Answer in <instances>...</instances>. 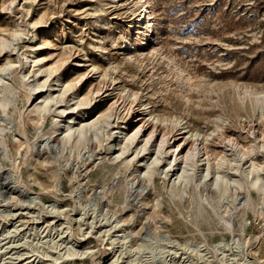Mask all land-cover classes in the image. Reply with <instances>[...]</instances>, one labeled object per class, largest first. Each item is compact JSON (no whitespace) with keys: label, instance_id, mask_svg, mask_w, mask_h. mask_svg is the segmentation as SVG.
Returning <instances> with one entry per match:
<instances>
[{"label":"rangeland","instance_id":"1","mask_svg":"<svg viewBox=\"0 0 264 264\" xmlns=\"http://www.w3.org/2000/svg\"><path fill=\"white\" fill-rule=\"evenodd\" d=\"M134 1L0 0V212L18 213L0 217V234L20 225L12 254L22 257L13 263L110 261L116 245L105 233L98 237L99 223L90 226L95 199L123 221L133 247L157 228L181 243H205L213 258L187 253L194 264H222L212 247L234 239L244 244L233 250L238 259L246 254L264 264V0H149V37L134 28L128 11ZM102 114L111 117L85 134L87 146L62 140L68 124L76 136ZM125 128L118 138L115 133ZM135 132L138 137L129 141ZM193 139L205 160L187 167L182 194L174 188L182 165L170 147L179 145L182 156ZM27 144L33 150L25 159ZM144 170L146 182L138 177ZM17 174L20 186L12 182ZM200 176H206L203 192L194 185ZM221 187L228 188L222 196ZM28 197L39 201L31 207L17 203ZM54 203L63 215L50 211ZM78 203L88 214L81 226L75 222L84 212ZM63 219L72 226L66 223L63 235L72 231L76 249L88 252L55 262L66 250L62 241L55 240L57 249L27 232ZM123 251L118 264L174 260L158 250L135 256ZM5 257L9 262L10 254Z\"/></svg>","mask_w":264,"mask_h":264},{"label":"bare ground","instance_id":"2","mask_svg":"<svg viewBox=\"0 0 264 264\" xmlns=\"http://www.w3.org/2000/svg\"><path fill=\"white\" fill-rule=\"evenodd\" d=\"M130 0H124V5H128V2ZM128 11L133 15L134 19H135V27L136 29H140V35L144 36V37H149L152 33V29H153V25H154V18H153V15H152V12H151V3L149 0H136L134 1V4L133 6H129L128 8ZM141 16H143L141 18ZM21 90V89H20ZM262 93V92H261ZM31 96L29 95V98L30 99ZM261 101H264V94L261 96ZM51 101V100H50ZM2 102H0V106H1ZM4 105V104H3ZM93 108H96V106L93 105ZM37 110H38V107L34 108V110H32V114H35L37 113ZM99 113V111H98ZM89 115V114H88ZM111 115L110 114H102L101 116L97 117L96 119H93L89 122H87L86 124H83L77 135L75 136L74 134L76 133H73L74 130L71 126H68L67 125V128L63 131L66 132V135L64 136V138L62 139L64 142H73L75 143L76 146H79V145H86V141H88L85 137V134L89 131V130H93L94 133H96V130H99L97 129L98 127V123L100 122L101 119H104V118H110ZM40 118V117H39ZM120 117H118L119 119ZM41 119V118H40ZM105 121V120H104ZM171 121V120H170ZM72 123V122H71ZM101 123V122H100ZM170 123V122H169ZM21 124V123H20ZM23 126V124H22ZM176 127V126H175ZM95 129V130H94ZM57 131V130H55ZM139 131V130H138ZM189 131V130H188ZM126 132V128L124 130H120V131H117L115 134H118V138L122 137V135ZM187 132V131H186ZM127 134V133H125ZM183 134V133H182ZM186 134V133H185ZM87 135V134H86ZM193 136V134H191ZM125 136V135H124ZM123 136V137H124ZM138 137V132H135L133 135L129 136V141H135V139ZM82 138H85L84 140ZM127 137H124L125 140ZM152 138H155L153 135H152ZM152 138H148L144 141V144H149L151 142V139ZM83 140V141H82ZM124 140V141H125ZM163 140V139H162ZM61 141V139H60ZM59 141V142H60ZM165 141V140H164ZM162 142V143H158V148H160L161 146L163 147V145H165V142ZM57 142V141H56ZM59 142L57 144H59ZM190 147L189 149L187 150V152L180 156V153H177L178 151V146H174V147H170V150L171 152L173 153L174 155V158L176 161H180L181 165H182V174L181 175H178V180L179 182L176 183L175 185V189L177 190V192H182V194H185L186 191H187V186L188 184H186V182L188 181V175H189V170L187 169V167L189 166H201V163L205 160L203 159V156L201 155V148H200V144L198 143V139H193L192 141H190ZM236 145V144H235ZM44 146V145H43ZM87 146V145H86ZM54 147H55V144H54ZM57 147V146H56ZM33 147L29 144H27V149L28 151L26 152V155H25V159L27 158V154L30 153L33 149ZM44 149V148H43ZM34 152V151H33ZM39 152V150H38ZM32 153V152H31ZM35 155L33 156H37L38 154L34 153ZM207 160V163L210 167V160L209 158H206ZM223 162V158H221L220 162L217 163V167H222L221 164ZM143 163V162H142ZM206 163V164H207ZM149 170V168H148ZM148 170H144V171H141V173L139 174L140 176L139 179H141L142 182L145 181V177H146V174L148 172ZM218 172V171H217ZM218 175V174H217ZM137 177V178H138ZM194 177H195V174H194ZM206 176H200L199 179L196 180V183H194V185L196 184L197 186V189L200 188V192H203L205 189L201 188L200 185L201 183H203L204 181V178ZM193 178V177H192ZM224 178V176H223ZM22 181V180H21ZM21 181H20V175L17 174L14 178H13V181L14 184H16V186H20L19 184H21ZM140 182V181H139ZM146 182V181H145ZM181 182V183H180ZM18 184V185H17ZM111 186V185H110ZM25 188V187H24ZM231 188V186H230ZM234 188V187H233ZM213 189V188H212ZM211 188L209 189V194L210 196H215L216 194V191L212 190ZM198 191V190H197ZM228 191V188L227 187H221L219 189V193L220 195L222 196L223 194L227 193ZM137 193V192H136ZM134 193V195L136 194ZM199 196V194H198ZM29 198V197H28ZM26 199V200H21L18 201L17 203L21 204V205H25L27 204L29 207H31L32 205H36L37 204V201H39V198L37 197H33V198H29V199ZM210 198V197H209ZM215 198V197H214ZM234 198V197H233ZM5 200V198H4ZM77 200V199H76ZM215 200V199H214ZM6 201V200H5ZM205 201V200H204ZM245 202V201H244ZM243 202V203H244ZM7 203V201H6ZM9 203V202H8ZM91 203V206L92 207V221L90 222V226L93 227L92 229H96V225L97 223L100 224V227L99 229L96 231V234L98 235V237H101V234L102 233H105L106 236H110V240L112 241V243L114 245H116L115 247L113 246L111 249L113 251V258L110 260V261H107L106 264H118V261H120V256L118 255V253L122 254L124 251V249H127L128 250V253H133L132 255H134V253L138 254V253H142L144 252L145 250H149V251H154V250H158L159 253L161 254H165V253H168V254H173L174 255V260L172 262V264H194L192 261H190L188 258H190L191 256H185L187 253L188 254H196L198 257L197 258H200L203 259V260H208L209 258H213V256H210V251L208 250V247L205 243L203 242H199V243H196V242H190V241H184V242H180L179 240H176V239H173V237L171 236V234L169 232H164L163 230L162 231H158L157 228H156V231L154 233H149L147 234L144 239H142V241L136 246V247H133L131 245H128L131 240H130V235L128 232H126L125 230L121 229V227L123 226V221L120 220V218H116L115 217V214L114 215H108V209L106 208V210L104 209V207H102L101 209L99 208V203L98 201H95V199L93 201L90 202ZM81 207V211H84V212H78L79 213V216L77 219H75V222L76 224H78L79 226H81V222L85 221L86 220V217L85 215H88L87 212L85 211V207H83L81 204L82 203H78ZM89 204V203H88ZM241 204V203H239ZM1 205V204H0ZM18 205V204H17ZM102 205V204H101ZM208 205V204H207ZM27 206V207H28ZM90 206V207H91ZM242 206V205H241ZM48 207V205H47ZM88 208V207H87ZM211 209V208H210ZM89 210V208H88ZM87 210V211H88ZM212 210V209H211ZM52 213H63V211H59L54 204H52L51 206V210H50ZM75 211V210H74ZM106 211V212H105ZM213 211V210H212ZM104 212V213H103ZM26 213V212H25ZM202 212L199 211V214H201ZM18 214V213H17ZM15 213H13L11 210H5V211H1L0 212V217H4V218H11L12 216H15L17 215ZM21 214V213H20ZM60 214V215H61ZM91 214V213H90ZM217 214V213H216ZM63 215V214H62ZM91 215V216H92ZM69 217V216H68ZM67 218V217H65ZM90 217L87 219L89 220ZM64 220V221H63ZM62 221H53L50 224H47L46 226H35V227H32L27 233H29V235H36L38 236V239H47L48 242L50 243V241L54 244H57L55 241L56 239H58V242L62 241L61 246H64L65 245V252L63 253V255H57L53 258V261L57 262L59 259H62V258H65V259H68V260H75L77 257H82L84 256L85 254H87L88 251H85L84 250H77L75 245L72 243L73 241V232L70 231V234H68L66 237L64 236L66 233L65 231H62L63 228H64V225L67 223L69 225L68 228L72 229V226L70 227V223L68 221H65V219H63ZM68 220V219H67ZM60 222V223H59ZM221 223L222 225L224 226V229L229 232L230 234L234 231V229L231 228V222H229L228 219H225L224 217L221 219ZM98 224V225H99ZM103 224V226L101 225ZM195 226V225H194ZM105 229V230H104ZM20 225H17V224H14L12 226V228H8L6 231H4L2 234H0V263L1 264H12L13 263V260L16 259V258H21L22 255L21 254H18L16 253V258H14L15 256H13L14 254H12V250L14 249V246H15V236L17 233H19L20 231ZM54 231V233H57V236L54 237V236H50V232ZM201 231V230H200ZM91 233V231H88V234ZM202 233V232H201ZM50 234V235H49ZM64 234V235H63ZM24 235H26L24 233ZM54 235V234H53ZM12 236H14V238H12ZM28 236V234H27ZM25 236V237H27ZM35 236V237H36ZM24 237V236H23ZM40 237V238H39ZM142 237V236H141ZM28 238V237H27ZM235 238V237H234ZM9 239L6 243L4 242V244L2 243L3 241ZM34 239V238H33ZM23 240V239H21ZM25 240V239H24ZM18 241V240H17ZM30 241V240H28ZM138 241V240H137ZM34 242V241H33ZM45 242V241H44ZM23 243V242H22ZM47 243V242H45ZM30 244V243H29ZM40 244V242H39ZM64 244V245H63ZM36 245V244H35ZM38 245V244H37ZM48 245V244H47ZM120 245V246H118ZM49 246V245H48ZM19 247V246H18ZM35 247V246H34ZM38 247V246H37ZM42 248V246H40ZM52 251L53 248L52 246H50ZM49 247V249H50ZM55 247V245L53 246ZM57 249H58V244H57ZM30 248V247H29ZM44 248H45V245H44ZM244 248V244L241 243V241L239 239H234L233 240V243L232 245L228 244L227 242H217L213 245L212 247V251H214V253L216 255H220L221 257L218 258V260H220V262L222 264H255V262L253 261H249L247 260L248 258H246V254L243 255V261L238 259L237 258V255H234L233 254V250L236 249L237 251L238 250H242ZM47 249V248H46ZM45 249V250H46ZM48 249V250H49ZM50 249V250H51ZM56 249V250H57ZM120 249V250H119ZM36 250V249H34ZM33 250V252H34ZM40 250V249H38ZM43 249H41L40 251H42ZM49 250V251H50ZM180 250H183L185 252H181L179 253ZM126 251V250H125ZM157 251V252H158ZM232 253H229L231 252ZM32 252V250H31ZM51 252V251H50ZM148 252V251H147ZM41 253V252H40ZM53 253V252H52ZM158 253V254H159ZM244 253V252H243ZM10 254V257H7L9 258V262L5 263L6 261V257L3 259L2 257L4 256H8ZM39 254V253H38ZM43 255V257H52L49 252L47 251H43V253H41ZM58 254V253H57ZM125 253H123L124 255ZM153 254V253H151ZM157 254V253H155ZM160 254V255H161ZM53 255V254H52ZM182 255H184L183 257H181ZM195 255V256H196ZM26 256V255H25ZM126 256V255H125ZM135 256V255H134ZM137 256V255H136ZM154 256L153 258H157L155 257V255H152ZM167 256V255H166ZM165 256V257H166ZM169 256V255H168ZM178 256V257H177ZM42 257V258H43ZM14 258V259H13ZM124 258V257H123ZM178 258V259H176ZM151 259V258H150ZM188 259V260H187ZM17 260V259H16ZM132 260V259H131ZM134 260V259H133ZM137 260V259H136ZM135 260V261H136ZM142 260V259H141ZM156 260V259H155ZM154 260V262H155ZM158 260V259H157ZM170 260V259H169ZM24 261V260H23ZM153 261V259L151 260ZM165 261V260H164ZM27 262V261H26ZM127 262V261H125ZM131 261H129L128 264H131L130 263ZM142 262V261H141ZM150 262V261H149ZM160 262V261H159ZM162 262V261H161ZM16 263V262H15ZM18 263V262H17ZM28 263V262H27ZM148 263V262H147ZM151 263V262H150ZM156 263V262H155ZM154 263V264H155ZM14 264V263H13ZM23 264V263H22ZM26 264V263H25ZM69 264V263H68ZM76 264V263H74ZM121 264V263H120ZM133 264V263H132Z\"/></svg>","mask_w":264,"mask_h":264}]
</instances>
